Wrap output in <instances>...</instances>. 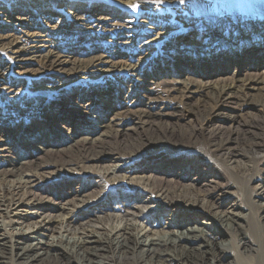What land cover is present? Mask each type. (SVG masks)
<instances>
[{
  "label": "bare ground",
  "instance_id": "bare-ground-1",
  "mask_svg": "<svg viewBox=\"0 0 264 264\" xmlns=\"http://www.w3.org/2000/svg\"><path fill=\"white\" fill-rule=\"evenodd\" d=\"M257 52L264 0H0V264H264V73L213 81L186 66ZM169 154L233 181L154 187L147 166ZM74 170L97 195L32 218L44 205L30 190ZM166 212L181 218L157 229Z\"/></svg>",
  "mask_w": 264,
  "mask_h": 264
},
{
  "label": "rangeland",
  "instance_id": "rangeland-1",
  "mask_svg": "<svg viewBox=\"0 0 264 264\" xmlns=\"http://www.w3.org/2000/svg\"><path fill=\"white\" fill-rule=\"evenodd\" d=\"M185 35V34H184ZM190 35H186L185 38L179 37L181 41H184ZM148 50L142 52V55L145 56ZM128 56L127 54H124ZM260 55V56H259ZM264 53L257 52L254 55H248L244 62H241L238 58H234L232 62L228 63L225 71L223 68L225 67V63H195L188 62L186 66L190 70H194L195 78H201L202 80H207L211 78L213 81L227 78L230 76H238V77H246L248 74H263L264 73ZM253 56V57H252ZM255 56L258 57L255 60ZM252 57V59H251ZM118 59H122L119 57ZM256 61V62H255ZM179 64V69H185L184 62L177 61ZM186 67V68H187ZM259 112L257 109H251L249 114L245 117L250 119H257ZM185 120H182L184 122ZM22 122L19 121L18 124L14 125V130L17 131L19 129V125ZM61 124L62 130L67 132L69 128L75 127L74 121L69 117L67 120H61L58 122ZM36 124V123H35ZM226 125V123H223ZM80 124L76 125L79 127ZM50 128V127H47ZM64 128V129H63ZM33 130V127H32ZM116 162V161H115ZM114 164L109 159H105L100 166L98 167H89L91 171H104L108 166ZM221 163L216 164L215 162L204 160L200 157L188 154H169L164 156L162 159L154 160L147 167L148 170L146 172V176H148L154 187H163L164 189L169 190H183V191H192L197 194L206 195L211 192H215L222 187H226L233 179L231 176L227 174L224 170V166L220 165ZM224 165V164H222ZM78 172L77 175L74 173ZM252 186H254L255 182H251ZM99 190V186L96 183L89 182V178L87 176H82L79 173V170L68 171L65 172V175H62L56 179L50 180L48 182H44L43 184L32 188L31 193L28 195L33 200H41L43 202L44 208L37 209L34 216L32 218L35 219H44L47 217L53 218L55 216L52 213V209L58 207L60 205H64L68 202L73 201L76 198H94ZM232 191H237V189H232ZM232 200V199H231ZM108 205L111 203L110 200H104ZM110 207V206H109ZM51 209V210H49ZM110 208H103L102 210H98L99 214H103L104 210L109 211ZM107 211V212H108ZM195 214L194 212L186 214V216H192ZM173 217V218H172ZM181 216L179 214H174L173 216L166 212L162 216H155L154 220H158L156 223V228H164L167 229L168 223H170L171 219H179ZM190 218V217H188ZM109 224L116 223L114 220H108ZM19 228L26 229V226H18ZM264 229V228H263ZM99 230V229H98ZM35 234H40V229L36 228L34 230ZM57 233H51L46 236L47 239H53L56 237ZM244 257L241 259L246 260L253 257L254 255L243 254ZM249 256V257H248ZM245 260V261H246Z\"/></svg>",
  "mask_w": 264,
  "mask_h": 264
},
{
  "label": "snow or ice",
  "instance_id": "snow-or-ice-1",
  "mask_svg": "<svg viewBox=\"0 0 264 264\" xmlns=\"http://www.w3.org/2000/svg\"><path fill=\"white\" fill-rule=\"evenodd\" d=\"M179 2H180L181 4H183V3H185V0H179ZM131 7H132L133 9H136V8L138 7V5L135 4V3H133V4H131Z\"/></svg>",
  "mask_w": 264,
  "mask_h": 264
}]
</instances>
